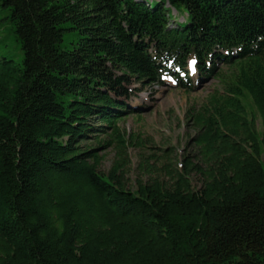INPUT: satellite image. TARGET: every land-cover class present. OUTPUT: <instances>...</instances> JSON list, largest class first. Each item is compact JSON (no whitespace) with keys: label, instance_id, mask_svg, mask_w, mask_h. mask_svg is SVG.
<instances>
[{"label":"trees","instance_id":"trees-1","mask_svg":"<svg viewBox=\"0 0 264 264\" xmlns=\"http://www.w3.org/2000/svg\"><path fill=\"white\" fill-rule=\"evenodd\" d=\"M0 14V45L10 23L23 53L0 52V264H264V0H0ZM190 60L223 94L189 111L183 168L143 165L134 189L118 125L136 86L191 91ZM109 131L106 175L83 144Z\"/></svg>","mask_w":264,"mask_h":264},{"label":"rangeland","instance_id":"rangeland-1","mask_svg":"<svg viewBox=\"0 0 264 264\" xmlns=\"http://www.w3.org/2000/svg\"><path fill=\"white\" fill-rule=\"evenodd\" d=\"M173 16V21L177 19L178 24L185 23L186 16H180L177 12H173ZM177 23H171V27H177ZM3 25L6 32L2 36L7 41L0 45V52L9 51L11 57L19 61L23 58V53L11 33V24L5 22ZM76 40L74 34H67L60 45L61 50H72ZM219 72L226 75L229 70L220 65ZM189 78L192 83L191 91L179 88L178 82L172 78H166L161 85L136 86L142 91L130 103L133 112L118 125L121 136L127 142L126 179L134 189L137 180L146 172L141 169L143 165L144 168L148 165L161 168L163 163L171 162L175 168H183L186 158L193 154L192 140L195 136L192 123H189V111H201L209 104L212 96L223 94L221 80L216 77L189 74ZM112 134L109 131L108 134L101 135L99 140L90 138L83 144L84 148L96 149L104 157L100 171L106 175L119 159L117 140L113 146L107 149L104 147L105 142L114 141Z\"/></svg>","mask_w":264,"mask_h":264},{"label":"snow or ice","instance_id":"snow-or-ice-1","mask_svg":"<svg viewBox=\"0 0 264 264\" xmlns=\"http://www.w3.org/2000/svg\"><path fill=\"white\" fill-rule=\"evenodd\" d=\"M177 71H179V70H177Z\"/></svg>","mask_w":264,"mask_h":264}]
</instances>
